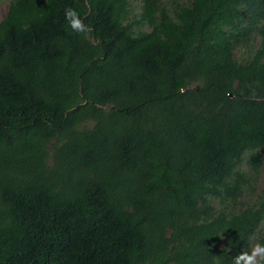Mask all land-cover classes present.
Instances as JSON below:
<instances>
[{
    "label": "trees",
    "instance_id": "1",
    "mask_svg": "<svg viewBox=\"0 0 264 264\" xmlns=\"http://www.w3.org/2000/svg\"><path fill=\"white\" fill-rule=\"evenodd\" d=\"M255 242L264 0H10L0 264H232Z\"/></svg>",
    "mask_w": 264,
    "mask_h": 264
},
{
    "label": "clouds",
    "instance_id": "2",
    "mask_svg": "<svg viewBox=\"0 0 264 264\" xmlns=\"http://www.w3.org/2000/svg\"><path fill=\"white\" fill-rule=\"evenodd\" d=\"M65 20L68 27L77 34L89 31L80 14L73 8L65 10ZM232 264H264V244L253 243L249 251H241L235 255Z\"/></svg>",
    "mask_w": 264,
    "mask_h": 264
},
{
    "label": "rangeland",
    "instance_id": "3",
    "mask_svg": "<svg viewBox=\"0 0 264 264\" xmlns=\"http://www.w3.org/2000/svg\"><path fill=\"white\" fill-rule=\"evenodd\" d=\"M10 0H0V20H2L8 10Z\"/></svg>",
    "mask_w": 264,
    "mask_h": 264
}]
</instances>
